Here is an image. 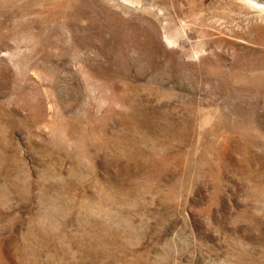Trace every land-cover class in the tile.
<instances>
[{"label": "rangeland", "instance_id": "rangeland-1", "mask_svg": "<svg viewBox=\"0 0 264 264\" xmlns=\"http://www.w3.org/2000/svg\"><path fill=\"white\" fill-rule=\"evenodd\" d=\"M0 264H264V11L0 0Z\"/></svg>", "mask_w": 264, "mask_h": 264}, {"label": "bare ground", "instance_id": "bare-ground-1", "mask_svg": "<svg viewBox=\"0 0 264 264\" xmlns=\"http://www.w3.org/2000/svg\"><path fill=\"white\" fill-rule=\"evenodd\" d=\"M247 3H250L252 7H259L264 11V0H244ZM255 2V3H253ZM254 4V5H253ZM249 6V5H248Z\"/></svg>", "mask_w": 264, "mask_h": 264}]
</instances>
